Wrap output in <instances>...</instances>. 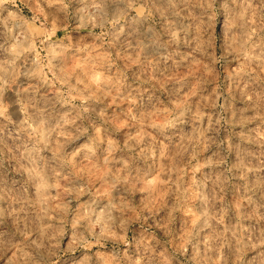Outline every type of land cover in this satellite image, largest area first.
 Wrapping results in <instances>:
<instances>
[{
  "label": "rangeland",
  "instance_id": "rangeland-1",
  "mask_svg": "<svg viewBox=\"0 0 264 264\" xmlns=\"http://www.w3.org/2000/svg\"><path fill=\"white\" fill-rule=\"evenodd\" d=\"M0 264H264V0H0Z\"/></svg>",
  "mask_w": 264,
  "mask_h": 264
}]
</instances>
